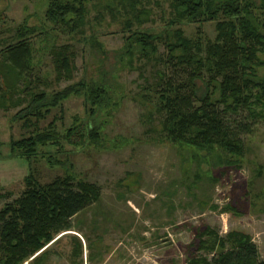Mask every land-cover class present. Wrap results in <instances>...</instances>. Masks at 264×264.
I'll return each mask as SVG.
<instances>
[{"label": "rangeland", "instance_id": "374dc122", "mask_svg": "<svg viewBox=\"0 0 264 264\" xmlns=\"http://www.w3.org/2000/svg\"><path fill=\"white\" fill-rule=\"evenodd\" d=\"M133 1L132 9L118 0H85L83 24L70 31L46 20L48 0H0V60L21 26L35 30L27 33L30 69L19 88L52 94L105 82L113 93L94 119L86 96L73 95L38 123L44 130L54 122L64 134L89 121L102 128L100 145L62 143L57 154L53 147L39 148L27 163L11 155L10 144L32 130L14 119L29 97L18 106L23 94L17 91L11 100L0 80L6 92L0 98V211L22 194L29 175L41 183L72 176L98 185L101 199L74 219L72 231L56 238L42 264H208L218 252L217 240L226 241L233 231L248 235L264 261V112L256 118L246 111L232 116L245 146L237 166L170 145L160 131L164 117L156 111L154 86L157 71L182 80L164 63L168 41L147 58L133 39L131 53L126 51L132 36H166L176 17L169 0ZM255 5L260 8V1ZM255 13L264 32V11ZM180 29L201 44L215 37L213 22L182 23ZM62 46L74 54L70 82L55 75L50 51ZM48 157L56 165L50 166ZM76 244L81 246L77 257L72 255Z\"/></svg>", "mask_w": 264, "mask_h": 264}, {"label": "trees", "instance_id": "16d2710c", "mask_svg": "<svg viewBox=\"0 0 264 264\" xmlns=\"http://www.w3.org/2000/svg\"><path fill=\"white\" fill-rule=\"evenodd\" d=\"M118 1L132 9L136 5L133 0ZM169 1L176 18L168 27L174 29L167 31L166 36H132L126 52L131 53L130 45L134 41L147 58L156 55L158 45L168 41L164 45L167 53L164 63L182 80L166 78L157 71L158 81L154 86L159 101L156 111L164 117L160 127L162 135L170 145L184 152L203 153L204 158L214 156L219 162L224 158L228 166H237L245 146L240 127H236L232 116L246 111L256 118L264 112V76L258 74L264 71V32L255 13L264 11V0H258L260 8L255 0ZM85 14V0H48L45 18L53 25L76 31L82 26ZM209 22L214 23L215 37L206 44L197 38L184 37L180 29L182 23ZM28 31L35 33L34 29L21 26L13 38L16 42L4 48L0 60V80L10 92L6 95L0 86V98L5 99L6 95L13 100L18 91L24 99L16 100L20 106L29 97L14 119L32 130L28 137L11 142V155L29 163L37 157L39 148L53 147L57 154L62 143L80 147L84 140H89L91 145H100L102 128L89 121L68 128L64 134L57 131L54 122L40 129L38 123L70 96H86L94 119L98 112L105 110L104 102H109L113 93L105 82H85L52 94H34L30 89L19 88L17 83L30 69L32 52ZM50 52L57 81H72L73 52L65 46L54 47ZM48 162L50 166L56 165L52 157H48ZM100 199L101 189L96 184L75 180L72 176L41 183L29 175L22 194L0 211V264H26L30 259L31 264H42L50 256L49 247L60 237L56 238L72 231L74 219ZM72 240L77 241L74 237ZM217 242L218 252L208 264H264L251 238L244 233L233 231L226 241ZM80 247L76 244L73 256L81 255Z\"/></svg>", "mask_w": 264, "mask_h": 264}]
</instances>
